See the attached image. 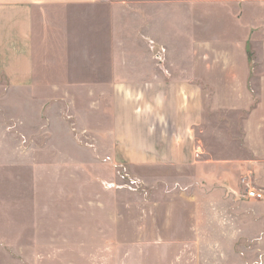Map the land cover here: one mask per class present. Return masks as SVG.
Here are the masks:
<instances>
[{
	"label": "crops",
	"instance_id": "1",
	"mask_svg": "<svg viewBox=\"0 0 264 264\" xmlns=\"http://www.w3.org/2000/svg\"><path fill=\"white\" fill-rule=\"evenodd\" d=\"M0 82L93 83L128 159L174 166L198 204L206 192L198 225H246L232 194L264 192V0H0Z\"/></svg>",
	"mask_w": 264,
	"mask_h": 264
},
{
	"label": "rangeland",
	"instance_id": "2",
	"mask_svg": "<svg viewBox=\"0 0 264 264\" xmlns=\"http://www.w3.org/2000/svg\"><path fill=\"white\" fill-rule=\"evenodd\" d=\"M49 84L23 90L0 82V264L260 260L264 220L253 216L255 198L232 194L258 220H228L229 230L222 220L198 225L197 216L209 217L206 192L198 204L174 166L128 159L111 140L112 109L103 105L101 115L93 83L87 95L75 83L58 92Z\"/></svg>",
	"mask_w": 264,
	"mask_h": 264
},
{
	"label": "built area",
	"instance_id": "3",
	"mask_svg": "<svg viewBox=\"0 0 264 264\" xmlns=\"http://www.w3.org/2000/svg\"><path fill=\"white\" fill-rule=\"evenodd\" d=\"M163 51H164V48H160V50L155 54V56L158 60L163 59V54H162ZM246 195L251 196V197H263L264 192H263L262 188H258V187L249 185L247 190H246Z\"/></svg>",
	"mask_w": 264,
	"mask_h": 264
}]
</instances>
